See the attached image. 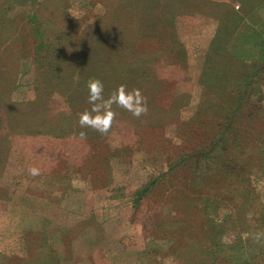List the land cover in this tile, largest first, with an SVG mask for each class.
Masks as SVG:
<instances>
[{
	"label": "rangeland",
	"instance_id": "1",
	"mask_svg": "<svg viewBox=\"0 0 264 264\" xmlns=\"http://www.w3.org/2000/svg\"><path fill=\"white\" fill-rule=\"evenodd\" d=\"M210 1L229 6L214 15L195 6L171 11L175 0L150 1L155 17H144L152 25L136 43L157 51L151 66L158 83L149 86L153 95H143L146 115L128 112L98 139L11 134L9 144H0V264H183L184 253H209L204 243L194 245L208 229L203 196L223 183L210 185L205 161L186 155L216 139L223 122L217 113L234 108L240 91L248 92L226 138L227 156L245 148L249 162L264 157V72L247 88L241 80L242 70L264 59V0L251 11L249 0L242 7L237 0ZM105 2L110 21L122 13L121 0H12L2 7L14 21L0 24V56L9 70L21 48L10 101L35 98L33 58L46 38L31 18L46 21L47 32L83 28L97 22ZM62 12L72 21L63 23ZM50 103L67 110L59 93ZM32 167L41 174L32 176ZM252 180L264 203V175ZM223 204L221 213L236 205ZM231 239L223 236L224 250Z\"/></svg>",
	"mask_w": 264,
	"mask_h": 264
},
{
	"label": "trees",
	"instance_id": "2",
	"mask_svg": "<svg viewBox=\"0 0 264 264\" xmlns=\"http://www.w3.org/2000/svg\"><path fill=\"white\" fill-rule=\"evenodd\" d=\"M121 1L123 11L116 17L113 14L112 23L109 19L111 11L109 12L106 2L103 5L107 10L97 22L83 28L66 24L63 27L65 29L47 32L46 21L40 20L38 15L37 20L36 16L31 18L30 22L36 34L46 38L44 45L37 48L40 52L33 58L34 71L38 79L35 98L16 103L10 101L7 93L11 91L16 81L18 73L16 64L21 48L18 47V51L13 55L15 62L11 70L7 68L4 56H0V144H9L10 142L6 141L11 134L63 140L80 138L81 131L87 133L86 139H98L104 136L92 129H82L79 126V114L91 108L88 103L87 82L92 78L100 79L104 83L105 98L122 84L129 90L140 89L142 95L154 94V91H150V87L158 81L155 80L156 70L151 63L157 56V51L142 50L136 45L137 40L145 35L142 28L152 25L151 21L145 20L144 17H155L150 11L152 0ZM237 1L240 7L244 5V0ZM249 1H251L249 11L256 9L263 2V0ZM11 2L12 0H2L0 3L2 25L10 26L14 22L3 14V6H9ZM175 2L171 5V11L184 13L195 6L197 10L202 9L208 14L217 15L218 11L229 6L224 2L210 0H181L180 4H177V0ZM134 4L139 5L138 8L143 7L137 9L134 8ZM231 14L240 16V13L234 10ZM229 16L227 19L233 21L234 17ZM63 18L72 21L62 12L61 20L65 23ZM113 23L114 25H111ZM1 45L2 41L0 48ZM262 72H264V59L261 63H251L242 70L243 86L247 88L251 79ZM77 75L79 80L74 79ZM55 92L64 97L67 110L52 109L50 97ZM247 92L240 91L234 98V108L229 105L217 113L223 122L219 124L221 132L216 139L210 141L203 149L186 155L196 160V163L205 161L204 166L208 169L210 185L215 186L214 184L218 182L223 184L219 187L222 190L210 191V194L203 196V201L207 204L202 208L203 221L208 229L194 245L204 243L210 251L184 253L181 257L183 264H264V203L252 184V176L264 175V157L256 155L249 162L248 158H242L246 155L245 148L239 149L237 155L227 156L229 146L226 144V138L232 134L233 120L238 116L237 107L245 100ZM113 107L117 113L115 121H121L128 116L127 111L115 105ZM1 129H6L7 133ZM113 129L114 127L109 133ZM148 190L149 186H145L137 191L134 203L138 204ZM224 201L236 205L221 213L227 208L223 204ZM218 215L221 216L220 219L216 218ZM227 234H231L232 239L225 243L227 249L224 250L222 238ZM258 235L259 239H257Z\"/></svg>",
	"mask_w": 264,
	"mask_h": 264
},
{
	"label": "clouds",
	"instance_id": "3",
	"mask_svg": "<svg viewBox=\"0 0 264 264\" xmlns=\"http://www.w3.org/2000/svg\"><path fill=\"white\" fill-rule=\"evenodd\" d=\"M74 79L79 80V76L77 75ZM87 89L88 103L91 108L79 114V126L82 129H92L101 135H107L117 116L114 105L138 119L149 111L147 99L138 88L129 90L122 84L105 98L104 83L100 79L92 78L87 82ZM79 135L81 139H86L87 133L81 131ZM29 173L35 177L39 176L41 171L37 167H32Z\"/></svg>",
	"mask_w": 264,
	"mask_h": 264
}]
</instances>
